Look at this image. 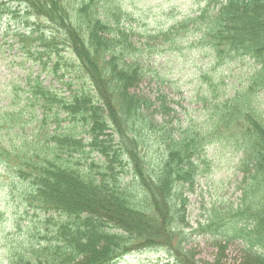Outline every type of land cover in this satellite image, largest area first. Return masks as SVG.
Returning <instances> with one entry per match:
<instances>
[{
	"label": "trees",
	"instance_id": "obj_1",
	"mask_svg": "<svg viewBox=\"0 0 264 264\" xmlns=\"http://www.w3.org/2000/svg\"><path fill=\"white\" fill-rule=\"evenodd\" d=\"M6 14L24 29L15 33L23 56L69 81L61 91L28 75L29 97L13 84L0 109V178L21 216L5 264H114L137 253L157 256L146 264L221 263V252L213 263L200 259L193 237L220 251L240 242L244 257L264 264V0H203L197 14L138 41L120 0H0ZM186 39L209 53V70L255 66L232 95L218 93L214 75L209 122L183 124L161 89L137 92L161 76L151 58ZM50 125L63 132L50 134ZM213 148L241 155V196L216 202L194 227L188 194L209 175Z\"/></svg>",
	"mask_w": 264,
	"mask_h": 264
},
{
	"label": "rangeland",
	"instance_id": "obj_2",
	"mask_svg": "<svg viewBox=\"0 0 264 264\" xmlns=\"http://www.w3.org/2000/svg\"><path fill=\"white\" fill-rule=\"evenodd\" d=\"M120 2L132 16L128 25H131L130 27L138 33L134 41H138L137 39L144 35L143 32H148V30L168 29L176 21L181 20L183 16L197 14L203 6V0H120ZM0 19V109L2 106L11 103L13 84L17 85L20 97L23 99L29 97L28 85H26L28 75H32L34 78L40 75L41 81H44V86L68 91L62 82L67 83L69 76L60 79V73L57 76L54 74L47 75L43 72L42 61L38 56H23L19 51L20 44L17 42L15 33L19 29L20 31L24 29L19 27L16 21L13 22L12 18H8L7 14ZM129 29L127 28V30ZM208 54H205L204 51L201 52L197 46L195 47L190 40L186 39L175 52L153 56L150 65L153 69H157L161 76L159 75V80H153L151 75L150 78L141 83L137 92L161 95L159 92L161 89L168 98L169 105L174 109L172 114L177 110L183 124L186 119L194 117L209 122V119L203 116V108L208 84L215 81L214 75L215 77L217 74L220 76L217 81L218 93L226 91L232 95L231 90L239 87L255 66L254 63L246 59L230 67L219 68L216 71L209 70L208 67L212 59ZM43 60L45 62L46 58ZM206 69L208 70L206 71ZM205 73H207L208 80L202 76ZM162 76L165 78L161 80ZM258 101L264 105V94ZM33 114V107L25 110L27 118ZM202 120L199 122L201 123ZM66 124L68 125V123ZM51 132L62 133L63 131L58 130L56 125H50L49 133L51 134ZM240 157V154H236L232 150L222 148L209 150V175L203 178L199 177L193 188L194 192L188 194L187 214L188 221L192 226L196 227L198 223L205 222L208 217L207 213L211 211L216 202L238 203L241 196L238 191L241 175L236 168ZM2 183L3 179L0 178V264H5V249L15 242L14 237L17 236L15 231L18 228L16 221L18 222L21 216L17 207L18 201L13 196L8 195ZM26 217L28 218L26 220L33 218L31 215ZM193 240L199 258L207 262L216 261L220 255L218 253L221 252L223 257L220 259V264H241L243 262L259 264L241 254L243 244L240 242H232L220 251L206 237H193ZM158 257L165 259L166 255L160 254ZM156 258L157 256L152 253H137L114 264H146V261Z\"/></svg>",
	"mask_w": 264,
	"mask_h": 264
}]
</instances>
